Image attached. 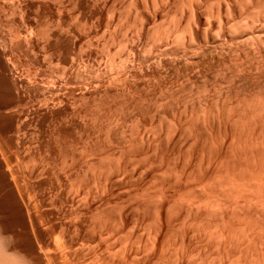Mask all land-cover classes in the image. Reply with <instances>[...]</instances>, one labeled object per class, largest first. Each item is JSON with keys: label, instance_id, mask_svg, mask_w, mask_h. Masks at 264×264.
Returning a JSON list of instances; mask_svg holds the SVG:
<instances>
[{"label": "bare ground", "instance_id": "6f19581e", "mask_svg": "<svg viewBox=\"0 0 264 264\" xmlns=\"http://www.w3.org/2000/svg\"><path fill=\"white\" fill-rule=\"evenodd\" d=\"M13 1H15L14 8L16 9V11L18 10V12L21 13L23 11L22 10L23 5L26 4L21 5L20 3L22 2L25 3L24 1L27 0H23V1L21 0V2L17 0L19 3L16 0ZM45 1L30 0L29 5L32 4L36 8H41V10L44 9L47 10V8H50L55 11H60L63 8H68L69 6L72 13L71 17L72 16L77 17V19H79L81 23L82 22L85 23L87 21L86 13L93 11V9H95L97 6V5L95 6L93 0H68L65 6L61 4L56 5V3L54 5L51 2V0H50L51 5H50L49 0H45ZM122 2L124 3L122 4L123 7L121 8L122 10L121 13H123L124 15L122 14L121 16L124 17V20H126V23L129 25V29L131 28L130 29L131 31L129 33V30H127L128 35L127 34H126L127 36L125 35L127 38L124 37L126 38L124 42L121 40L122 44L120 43V45L122 46H120L121 52L119 51L120 54L118 58L115 59L113 57H109V61L108 62L105 61V62H107L106 64H108V66L116 67L115 69L114 67H112V70L113 69L116 70L114 71L115 74L113 76L114 78L116 77L117 81H120V78H122L121 79L122 83L123 82L124 83L121 85L122 88L118 86L120 85L119 82L118 85L113 84L115 86L108 84L111 87L110 89H112V87L114 89V87L118 86L116 89L120 87L121 88V89L119 88L120 89L119 92H120L121 90L124 91L125 88L126 89L133 88L134 85L132 86L130 84L131 82L128 83L130 78L131 79L137 78L138 79L137 81L140 80V82H142L144 78L151 79L153 81L155 80V82L156 80L157 81L159 80L162 83L160 84V87L162 86L165 89V92H163L164 91L163 90L162 91L163 94H162L160 91L161 94L158 93L160 99H158L157 95H156L157 97L155 96V98H157L156 99L157 103L158 102L162 103V107H164L163 102H165L166 104L171 103L173 97H175V100H178V102L182 103L183 101L189 102L191 100L190 98L195 96L196 91L197 93L199 92L200 99L202 97V94L200 93H203V96L205 95L203 99L200 100L198 98V100L195 102L194 99L195 98L197 99L198 94L197 96H195V98L193 97L194 99L192 98L195 108L193 112L191 110L193 109L191 108L193 107V103H187L190 104L188 105V107H190L189 111L191 110V112L185 110L183 112L184 114L183 113L180 114V112L178 113L180 114L178 116H181L182 114L184 115V117L182 115V118H179L181 119V121L183 120L182 122L177 120L178 116L177 117L172 116L173 114L175 115L174 108L177 106L176 103L175 104L176 106L173 108L174 104L172 103L177 101L175 100L172 101V103L170 104L171 105L170 108H172L171 112L173 114L172 113L168 114V112L170 113V111H166L165 110L166 108L165 109L163 108L161 110L164 111V113H161V111L159 112L158 110L160 109H158V107L154 108L155 105L158 106L159 103L156 104L155 103L156 100L154 98L153 100L151 99L152 95L150 96V93H148L147 96L144 94L145 96L143 95L136 97L137 99L135 98L136 99L135 103L137 102L138 104L141 103L139 105L137 104L138 107L142 105L143 102H146L148 104V102H153L155 100L154 101L155 105L152 106L154 111L152 110L151 112L155 113L156 112L155 109H157L158 111L155 113V116H153L154 114L149 113V117L153 116V120L148 118L150 119L149 120L150 124L148 125L151 128H153L152 129L153 131H155V133L153 132L152 135H149L146 134L147 132L144 130L143 124L145 121L142 118L146 113H148L147 110L145 113H142L143 116L139 115L141 111H139L140 113L136 112L138 111L137 105L136 108L133 104L132 105L130 104L131 106L134 107V109L136 108L135 115L138 114L140 117L138 116L129 117V118L133 117L132 118L133 120L130 119L132 120L130 126L131 132L130 133L128 132L129 134L132 133V136L129 140V143L127 142L128 147L126 148L128 151L126 150L125 151L131 152L132 149L138 151L136 154L137 156L136 159H138L137 160L138 167L136 168V170H131V172H128L126 170V163L122 161L123 152L121 150L114 151L115 149H113V151L110 153L111 151L109 148L110 146L107 145L109 148L108 150H110L109 152L107 151L109 153L108 155L112 157L111 158L109 156L111 160L114 157L113 159L114 163L112 164V162H110L112 165L105 167V162L109 163V161L107 160L108 161L107 162L104 160L103 164L104 167L107 169L105 170L101 167L103 170H105V172L102 170L103 172L99 174L96 180L97 183L95 182L97 184L96 185L97 192L92 191V193H90V196L96 198L97 200H99L98 198H101L102 200H100V202L98 201L99 202L98 204L100 205L102 203V205H104L103 203L107 204L106 202L108 198L103 199V196L107 197L108 195H110V193L114 191L112 189L114 188L117 189L118 187L119 190L120 189L119 187L122 188V186L128 191L134 189L136 193L137 192L140 193V198L137 204L138 207L136 210L137 212L136 220H139V222L142 223L144 221V223H146L145 225L146 229L143 231L145 232L144 239H141L140 235L139 236L133 235L135 234V232L133 233L132 231L134 226L132 225L133 226L132 228H130L129 226L130 225L129 221H131V219L127 220V217L126 216L124 217V215L122 216L121 215L122 213L118 210L113 212V215H115L117 220L114 222L113 225H110L111 228H108V230L109 229L112 230L113 231L112 234L109 235H113L117 239L118 243L120 242L119 247L120 250L123 252L121 253V255L123 254L125 256V257H123V255L121 256V258L123 257L122 262L124 263L126 260L131 259V252L134 250V248L135 250H138V248H140V250H143V252L150 253L155 249L157 250L163 249V246L165 245L167 240L171 239L170 237H172L173 239L171 240H174L175 243L174 245L175 248H173L174 252L172 253L173 254L172 261L174 264H177L178 262L182 261L183 255L185 253L191 255L194 254L195 255L194 258L198 259L197 260L199 262V263L197 262L198 264L201 263L202 264L205 263L206 264H264V0H149L148 2L147 0H123ZM157 3H159L158 5L163 4L164 8H166L167 10H170L171 7L173 8L174 5L179 7V9H181L180 14L178 13L179 10L177 12L179 14L177 23L173 25L174 23L172 22V20L174 19L173 17H171L172 18L170 19L171 26H169L166 29L163 28L165 29L164 31H159L161 28L158 29L157 31L152 29V27L154 26L155 17L157 16L156 13L153 11V8L155 7V5H157ZM27 8L29 7L27 6ZM150 9H152L151 11L153 16L148 14L150 13L149 12ZM19 10L22 11L20 12ZM25 12L23 11V14ZM121 26L122 23L120 27ZM125 31L123 34H125ZM113 32L115 33L114 27L111 33ZM85 34L86 33H84L82 36L79 35V38L82 37V39L78 41V39H76L75 37H74L75 39L73 40L68 38L69 36L71 37V35H67V34L65 36L61 35V32L51 33L50 31L47 34V32L45 31V35L44 33L43 35L41 33L43 37L44 36L46 37V38L44 37L46 39V43L49 40H51L50 38H52L51 41L52 43H56V45L57 42L58 44L63 43L68 51H72L75 47H80V48L82 46L85 47L87 45L86 40L89 38L87 35L84 36ZM148 36H150L149 39H151V43L149 42V40H146L145 43L143 42L144 43L143 49H145L148 46V48L152 47L153 49H155V52L154 54L149 55L150 53L149 51L153 49H150L149 51L147 49V51L149 52L148 53L149 56L146 58L145 61L140 62V59L137 54V52L140 50L139 49L140 47L138 48L137 46L140 43L141 37L148 38ZM151 36H154L153 39H156L158 37L160 43L157 42L158 38L156 41L157 43L154 42ZM75 40H77V42ZM127 41H130V43L132 41L134 42H132V44H128ZM135 41L138 44L137 46L134 45L136 44ZM142 41L140 43L141 45H142ZM29 42L31 43L30 40ZM110 42L112 43L113 41ZM118 42L120 41L118 40ZM46 46L47 45L43 44L42 46L43 51H46L45 50V48H47ZM61 46H59V49L61 48ZM106 54L108 53L106 52ZM6 56L7 54H5V51L0 50L1 68L2 70H4L5 74L8 75L7 89L6 87L2 89H6L8 91L13 90L14 93L13 92L12 93L15 94V96H13V98L11 96V100L13 99L17 103L20 102L19 101L20 96L18 97L16 93L20 89L21 85L18 82V80L13 79L14 77L12 75L11 76L13 78L10 76L11 69L7 64L9 61L7 63L5 61ZM98 68H100V66H98ZM74 69L77 72V74H79L81 80L83 79V81L85 82L84 83L81 81L82 84L84 83L85 87L87 83H91L90 81L87 80L90 75L97 77L96 79L95 77H93L94 79L93 85H95L96 87H94L93 85L92 86L95 89H98L99 85H103L105 83L104 80L102 81L98 80L100 77L97 76L99 75L102 77V75H105V73H103L102 68L97 69V67L92 68V66H90L87 69V71H84L85 70L84 69L82 72L79 71L78 67H74ZM117 71H119L120 73ZM108 76L110 75L108 74ZM173 76L175 77V80L170 82L171 81L170 78H172ZM117 77H120L119 80L117 79ZM166 79L168 80L170 79V81L165 82ZM145 81L146 80H144V82ZM132 82H134V79ZM129 84L131 85L130 88L128 86ZM88 85L89 84H87V86ZM80 86L82 85L80 84ZM85 87L83 90H85ZM134 88L132 90H134ZM95 89L93 90L95 91ZM132 90L129 91L132 93ZM56 91L58 92V93L56 92V94L61 95L60 91L58 90ZM112 91L113 90H111V92ZM127 91L128 90L124 91V93L126 94L125 98L122 97L124 93H122V95L118 94L124 100L120 99V97L117 95L118 92L116 93L115 90L113 92H115L114 94L117 95L115 97H117V99L119 98L121 102L122 101L124 102L127 99L128 102L130 101V103H134L130 100L129 97L131 93ZM192 91L194 95H189L191 96L190 98L185 96V94L187 93L188 95L189 92L193 94ZM83 92H81V94ZM127 93H130L128 95L129 98H126ZM56 94L55 96L53 94L54 98H52L49 101L50 105L49 104L44 105L46 106L45 107L46 110H49L50 108H54L55 106L62 104L63 101L67 102L68 100L67 98H64L67 100H64L63 97L58 98ZM148 95L150 96V98ZM1 97H3V95ZM81 97H83V94L81 95ZM179 97L186 100L182 99L183 101H181ZM71 98H73V96ZM178 98L180 99V101ZM80 99L82 98H79L78 100ZM132 100H134V98ZM116 102L117 101H115L114 103ZM146 103L144 104L145 106L142 105L143 108L146 107L147 105ZM166 104H164L165 107L168 106ZM12 105L15 106L16 104L15 105L12 104ZM184 105L185 103H183L182 107ZM131 106L127 105V107L125 106V108ZM152 107L150 106V108L149 107L146 108H148L149 111ZM182 107L180 111L184 110L182 109ZM185 107L187 109V106H184L183 108ZM143 108L140 110L145 111V109ZM35 109L38 110V108ZM134 109H131V111L133 112ZM186 111H188L189 113H187ZM132 112H128V113L132 114ZM23 113L24 112L19 110L18 112L16 111L14 113L16 116L14 117V120L16 118L15 122H17V119H19V115L21 116V114ZM146 115L148 116V114ZM137 117L141 118L140 120L143 121V124L141 123L140 120L139 122L141 124L138 122ZM8 130H10L9 127ZM14 130H16V128ZM121 131L123 132V130ZM181 134L187 136L189 142L187 143V147H182L181 145L178 144V140ZM126 136L127 135H125V137ZM143 138L146 142V148H144L141 143L144 141L142 140ZM2 139H0V183L3 186V190H5L7 196L10 198V202L14 207L16 215H18L19 218L18 221L20 222L21 225L20 230L22 231L21 232L22 236H24L27 242L26 245L28 247L27 246L25 247L28 248L27 249L28 252L26 254L24 253L22 254L23 250L20 251L21 252L20 253L17 250L18 248L16 246L15 247L17 249L13 247L14 246L13 244H12L13 246H11L10 245L11 242H8L10 239L7 240L8 239L6 238L7 236L6 237L4 236L5 233L4 231L6 230L3 231L4 233L0 230V264H55L54 261L62 256V254L64 253L63 251L67 249L65 248L66 244L69 243L71 239H69L70 240L69 241L68 240L69 237H68L67 240L69 242L66 240L67 242L65 243L64 239H66L67 236L64 238V234L62 233L63 235L61 234V236H63V241H62V237H57L58 239L61 238L60 241L56 239L59 242H56L54 240L55 244L53 243L54 245H56L54 247H56L57 250L55 249L53 250L55 252L50 253L46 249L44 243L45 233L43 232L45 231L48 232V230L50 229L47 228L48 230L46 229L43 231V229L45 228L43 229L41 228L40 222L45 223L47 219L46 220L44 219L45 220V221L43 220L44 222L38 219L39 217L36 216L37 212H35V210L38 209V207H36L38 206V204L36 205L33 202H31L29 199L30 197L28 198V195L19 186V182L15 178L16 177L15 170L11 166L12 163L10 164L11 161L9 162L8 159L3 155L4 154L3 152L5 151L2 152V147L4 144ZM107 139L109 140V138ZM107 146L105 148H107ZM104 151H106V149ZM104 157L106 158L108 156H104ZM169 157H171V159L172 157L173 158L177 157L179 161L178 164L177 163L171 164V162L168 161ZM125 170L127 171L128 174H126ZM17 171H19V169ZM30 174H33V171ZM123 179L125 183L120 184L121 180ZM190 179L193 181V183H195L196 187L198 188L194 189L193 191L190 190L188 192L186 191L187 188H191L190 186L187 187V184L190 183L189 181ZM135 180L136 182L134 183L133 181ZM127 183H130L129 184L130 186L128 185L129 187L128 186L125 187ZM86 190H85L86 194H88L91 191L90 190L87 193ZM56 191H58V189ZM57 193L59 194V192ZM81 195L82 198L80 200V204H82L83 207L86 205L88 207L91 206L90 205L91 203L89 205L88 204L84 205V203H87L86 202L87 196L86 195L83 196V194ZM117 195H119V193L116 194V197ZM109 199L111 198L109 197ZM56 200L58 201V199ZM57 201L55 202L61 204V202H57ZM60 204L58 206L62 207L64 205V204L63 205ZM100 216L102 215L100 214ZM179 217H181V222L183 218V222L180 223V221L177 219L179 224H176V218ZM50 220L46 221L47 224L48 222H50ZM56 220H60V219H56ZM96 220L97 221L94 222L95 224H93L91 227L93 229H96L95 225L97 226L99 225L98 219ZM93 221H95V219H93ZM103 221L105 220L103 219ZM103 221L101 222L103 223ZM133 221L135 223V220ZM14 223L18 224L17 222ZM47 224L46 223L42 224V227L44 225L45 227H47L46 226ZM55 224L53 223L55 228H57L59 222L57 226ZM2 226L4 225L2 224ZM9 226L11 227L12 225ZM50 226L49 228H52ZM54 226L52 228L53 230H54ZM60 229H62V227ZM53 230L51 232L52 234L54 232ZM105 231L107 230L105 229ZM49 233L47 235H49ZM93 233H94L93 235L91 234L92 237L90 235V237H88L89 240L87 239L85 241H87V243L90 244L93 243L92 246L94 248H96V246L97 248H100L102 245L100 244V242H102V240L106 237L102 238L101 237L102 234L99 231L98 232L94 231ZM123 233H127V235H123ZM14 234H19V233L15 232ZM105 235L108 234L105 233L104 236ZM24 238L22 237L23 240ZM19 241L21 240L19 239ZM106 241L109 240L107 239ZM71 242L69 244H71ZM94 243H96L95 244L96 246H94ZM174 243L172 242V244ZM69 246L67 245L66 247L69 248ZM106 248L104 250H106ZM93 249H92V257H93L92 259L94 260L95 257L97 256H95L94 254L95 252H93ZM105 252L109 253L108 248ZM110 252L114 253V251L111 250ZM106 255L108 254L106 253ZM112 256H110L111 262L112 260H114L112 259L113 258ZM210 257H214V258L210 259ZM133 258L134 255L132 259ZM188 258H190V256ZM134 260L135 258L133 259V261ZM119 261H121V259ZM119 261L117 263L121 264ZM126 262L128 264L129 261Z\"/></svg>", "mask_w": 264, "mask_h": 264}, {"label": "rangeland", "instance_id": "374dc122", "mask_svg": "<svg viewBox=\"0 0 264 264\" xmlns=\"http://www.w3.org/2000/svg\"><path fill=\"white\" fill-rule=\"evenodd\" d=\"M18 1L21 2V0H18ZM27 1H24L25 3H23V2L20 3L21 5L22 4L27 5V3H28L27 6L29 8H27L26 5H23V7H22L23 8L22 10L24 12L26 11L23 14L22 10H21L22 12L19 10L21 12V13H19L18 10L16 11V9L14 8L15 7V3H14L15 1H13V0H0V50L5 51V54H7L5 61H6V63L9 61L7 64L11 69L10 76L12 75L14 78L12 76L11 77L14 80H18V82L21 85L20 89L17 91V93L15 92L18 97L20 96L19 97L20 102L16 103L13 99L11 100V96H12V98H13V96H15V94H13L14 91L11 89H10L11 91L6 90L7 84H8L7 83L8 75L5 74L4 70H2L1 64H0V83H1L0 84V92L1 91L3 92V93L1 92V94H0V109H1L0 110V120H1V123H0V139L4 138V139H2V141L4 143L3 147H2V152L5 151V152H3L4 153L3 155L8 159L9 162L11 161L10 164L12 163L11 166L15 170V176H16L15 178L18 180L19 186L28 195V198L30 197L29 199L31 202H33L36 205L38 204V206H36V207H38V209L35 210V212H37L36 216L39 217L38 219L40 221H43L44 219L45 220L47 219L46 221H48L52 218L50 220L51 223L48 222V224L44 220L45 223L47 224L46 225L47 227H45V225L42 227V224H45V223H42L39 221L41 223L40 224L41 228L42 229L45 228V229H43V231L46 230L47 228L50 229V230L47 229L48 232H46V231L43 232V233H45L44 234L45 235L44 236V243H45L46 249L50 253L55 252V251H53L55 249L57 250V248L54 247V246H56V245H54L55 241L56 242L60 241L61 238L58 239L57 237H62V241H63V236H61V234L63 233L64 238L67 236L66 239H64L65 240L64 242L66 243L69 239H71L72 242L69 240L71 242V244H69L70 242L68 241L69 243H67L66 246L70 245L69 248L65 246V248H67V249L64 248L65 249L63 251L64 253L62 254V256L60 258H58L54 261L55 264L56 263L57 264H105V263L119 264L117 262L120 259H121V261H119V262L121 264H125L126 261H129L128 264L129 263L130 264L131 263L132 264H156V263L157 264H170V263L172 264L173 263V261H172L173 254L172 253L174 252L173 248H175L174 240H171V239H173L172 237H170L171 239H168L171 241V243H170V241L167 240V242L163 246V249H160V250L155 249L154 251L150 252L151 254L147 253V252L146 253L143 252V250H140V248H138L139 251L135 250V248H134V250L131 252V259L126 260L123 263L122 259L125 256L122 254L123 257L121 258V256H122L121 253H123V252L120 250V247H119L120 242L118 243L117 239L113 235H109V234H112L113 231L110 229L108 230V228H111L110 225H113L114 222L117 220L115 215H113V212L118 210L122 213V214L120 213L122 216L124 215V217L125 216L127 217V220L131 219L132 223H131V221H129L130 222L129 226H130V228H132L134 226L132 231H133V233L135 232V234H133V235H136V236L140 235L141 239H144L145 232H143V231L146 229V226H145L146 223H144V221L142 223V222H139V220H136L137 219L136 210L138 207L137 204H138V201L140 198L139 192L136 193L134 191V189L128 191L123 186H122V188L119 187L120 188L119 190H118V187H117V189L114 188V189H112L114 191H112V193H110V195H108L107 197L103 196V199L108 198L107 202H106L107 204L103 203L104 205H102V203L100 205L98 204L100 202V200H102L101 198H98L99 200H97L96 198H93L90 196V193H92V191L97 192V189H96L97 188V186H96L97 181L96 180H97L99 174L103 171L105 172V170L107 169L105 167H108L114 163V160H113L114 157L111 160L110 159L111 156L108 155L109 154L108 152L110 150H111L110 153L113 151V149H115L114 151H118V150L120 151L121 150L123 152L122 161H124L126 163V170L128 172H131V170H136V168L138 167V161H137L138 159H136L137 158L136 154L138 151L135 149L134 150L132 149V151L130 150L131 152H126V151H128L126 147H128L129 140L132 136V133L129 134L131 132L130 126H131V121L133 120L132 118L136 117V116L140 117L139 115L143 116L142 113H145L147 110L148 113H146V114H148V116L145 114L142 117L146 123L144 122V124H143V121L140 120L141 118H138V117L137 118H138V122L140 120L141 123L144 125L143 126L144 130L147 132V133L146 132L145 133L152 135L153 132L155 133V131H153L152 130L153 128H151L148 125V124H150L149 120L150 119L153 120V116H155V113L158 111L160 112L163 108L164 109L166 108L165 109L166 111H170V113L168 112V114H171L172 108H170L171 107L170 104L172 103L173 100H175V97H173L171 100V103L166 104L165 102H163L164 107H162V103H159V102L158 103H159V105L161 104L160 105L161 107L159 105L157 106V105H155V103L158 104L157 100H156L157 98H155V96L156 95L158 96L159 95L158 93H160V91L162 94H163V92H165V89L162 86L160 87V84H162V83L159 80L158 81L156 80V82H155V80L153 81V80L147 79V78H144L142 82H140V80L137 81L138 80L137 78H133L134 82H132L133 79L130 78L131 81L128 79L129 82H128V80H127V82L128 83L131 82L130 84L132 86L134 85L133 88L134 87L135 88H134V90H132L133 88H130L131 85L129 84L128 86L130 89L125 88L124 91L128 90L127 92H130L132 90V93L130 92L131 94L127 93L126 98L130 97V100L134 103H130V101L128 102L127 99L124 102L123 101L121 102V100H124L123 98H125V95H126L123 90L120 91L121 94L119 92V90L122 88L121 85L124 82L122 83V80H121L122 78H120V77H117L118 80L120 78V81H117L116 77L114 78V76H113L115 74L114 71H116L114 69L116 67L108 66V64H106V63L109 61V57H113L115 59L118 58V56L120 54L119 51L121 52L120 46H122V45H120V43L122 41L124 42L126 40V38H127L126 36L128 35L127 30H129V33L131 31L130 30L131 28L129 29V25L126 23V20H124V17L121 16L123 14V13H121L122 12L121 8L123 7L122 4L124 3V2H122L123 0H93L95 6L96 5L97 6L95 9H93V8L92 9L94 12L95 11L96 12L94 13L93 11H90V12L86 13L87 14L86 15L87 21L85 23H83V22L81 23L79 21V19H77V17H75V16L71 17L72 13H71V9L69 6H68V8H63L60 11H55V10H52L50 8H47V10L46 9L41 10V8H36L32 4L29 5L30 0L28 2ZM96 1H97V3H96ZM148 1L149 0H147V2ZM45 2H47V1H45ZM49 2H50V0H49ZM51 2L54 5L56 3V5L61 4V5L65 6V4H67L68 0H51ZM51 2L49 3L50 5H51ZM158 4L159 3H157V5H155V7L153 8V11L156 13L157 16L155 17L154 26L152 27V29L157 31L158 29L161 28L159 31H164L166 28L171 26V23H170V19H172L171 17H173V19H174V20H172V22L174 24L173 23L172 24L175 25V23H177V20L179 18L178 15L181 13V9H179V7L174 5L175 7L173 6V8L171 7L170 10H167L166 8H164L163 4H160V5H158ZM24 6H25V8H24ZM30 6H32L33 8ZM156 6H157V8H156ZM175 8H176V10H175ZM48 9H50V10H48ZM171 9L175 10L176 12L172 11ZM151 10L152 9L149 10L150 13H148V14L153 16ZM178 10H179V12H178ZM22 14H23V16H22ZM21 16H22V19H21ZM73 18H74V20H73ZM120 22L122 23L121 27H120V25H121ZM160 24H161V26H160ZM84 25H85V27H84ZM116 25H118V26H116ZM127 25H128V27H127ZM112 26L114 27V31H115V33L113 32L114 34L111 33L113 31ZM163 28H165V29H163ZM45 31L47 32V34L51 31V33L61 32V35H63V36H65L66 34L71 35V37L70 36L68 37L71 40L76 38L79 41L80 39H82V37L79 38V35L82 36L84 33H86L84 36L87 35L89 38L86 40L87 45L85 44L86 45L85 47L84 46H82L81 48L75 47L72 51H68L67 48H65V45L63 43L58 44V42H57L58 47H57L56 43H52L51 42L52 38H50L51 40H49L46 43V39H45L46 37L44 36L45 37L44 38L42 36L43 33L45 35ZM124 31H125V34H123ZM41 33H42V35H41ZM116 35H119V36H116ZM39 37H41V38H39ZM108 37H110V38H108ZM124 37H126V38H124ZM149 37L150 36H148V38L141 37L140 43L143 40L142 45L140 43L138 45L136 41H135L136 44L133 43L135 46L138 45L137 46L138 48L140 47L139 48L140 50L139 51L137 50L139 52V53L137 52V54H138V57L140 59V62L145 61L149 55H152L155 52V49H153L152 47L148 48V46H147L146 48L144 47L145 49H143V45H144L146 40H149V42L151 43V39H149ZM151 38L154 42H156L158 37L156 38V36H155L156 39H153L154 36H151ZM28 39L31 41V43L32 42L33 43L31 44ZM109 39H110V41H113V42L111 43L109 41ZM94 40L96 41V43ZM118 40L120 42H118ZM75 41L77 42V40H75ZM132 42H134V41H132ZM132 42L130 43V41H127L128 44H132ZM157 42L160 43L159 38H158ZM43 44L47 45L46 46L47 48H45L46 51H43V49H42ZM52 44H54V45H52ZM61 44H62V46H61ZM63 45H64V47H63ZM48 46H49V48H48ZM50 46H51V48H50ZM53 46H55V47H53ZM59 46H61L60 49H59ZM83 47H84V49H83ZM89 47H90V49H89ZM107 49H109V50H107ZM147 49H148V51L150 49H153L154 51L150 50L149 51L150 53H149L147 51ZM95 52L96 53L98 52V53L96 54ZM106 52L109 55L106 54ZM148 53H149V55H148ZM107 55H108V57H107ZM142 55H143V57H142ZM105 61H107V62H105ZM96 65L100 66V68H102V70H103V73H105V75H102V77L97 75L98 77H100L98 80H101V81L104 80V82H105L103 84L104 86L99 85L98 89H95L94 87H96V86L93 85V82H94L93 77H95V79L97 77L90 75L92 77L91 78L88 75L89 77L87 80L90 81L91 83H87L89 85L87 86V84H86V87H85L84 86L85 82L83 81V79L81 80L79 74H77L74 67H78L79 71L82 72L84 69H85L84 71H87V69L90 66H92V68L97 67V69H100ZM103 66H105V67H103ZM71 67H73V68H71ZM108 67H110V68H108ZM112 67H114L113 70H112ZM71 69H73V70H71ZM109 71L111 74L109 73ZM119 71H117V72H119ZM74 74H75V76H74ZM108 74L110 76H108ZM172 78H170L171 81H170V79L169 80L166 79L168 81L165 80V82H169V81L172 82L173 80H175V77L173 79ZM78 79L80 80V82ZM89 79H92V80H89ZM144 80H146V81L144 82ZM81 81L84 83L82 84ZM96 82H97V80H96ZM118 82L120 83V85H118L119 84ZM79 83L82 86H80ZM142 83H144V84L146 83L147 86H146V84L144 85ZM3 84H5V85H3ZM108 84H110L112 86H115L117 84L121 88L119 87L120 89L119 88L116 89L118 87V86H116V87H114V89H113V87H112V89H110L111 87ZM113 84H115V85H113ZM4 87H6V89H2ZM84 87H85V90H83ZM92 88L95 89V91ZM139 88H140V90H139ZM160 88H161V90H160ZM4 90H5V92H4ZM56 90L60 91L61 95L56 94V92H57ZM91 90L94 93H92ZM99 90H100V92H99ZM111 90H113V91L115 90L116 93L118 92L117 95L118 94L122 95V93H124V95L122 96L123 98H121V96L118 95L121 99L120 100L118 98L119 99L118 100L117 97H115V96H117L116 94H114L115 92L112 91L113 92L112 93ZM52 91H54V92H52ZM78 91H79V93H78ZM145 91H146V93H145ZM81 92H83L82 93L83 97H81V95H82ZM4 93H6V94H4ZM148 93H150V96L152 95V97H151L152 100H153V98L156 100L155 103H154V101H155L154 100L153 102H148V104L149 105L151 104L150 105L151 107L155 105L154 108L158 107V109H160L158 111H157V109H155V111H156L155 113L151 112L152 110L154 111L153 107L148 111V108H146V107L150 108V106L146 102H143V104H142L143 106H145L144 105L145 103L147 104L146 107H144V108L142 105H140L138 107V105L141 103H139V104H138V102L135 103L136 99H137L136 97L143 96L144 94L147 96ZM192 93H193V91H192ZM53 94H54V96L56 94L58 98L63 97V99L67 98L68 100L64 99V100H67V102L63 101L62 104L57 105L58 107L55 106L54 108H50L49 110H46V108H45L46 106H44V105L45 104L48 105L50 103L49 101L52 98H54ZM197 94L199 96V92L197 93V91H196L195 96H197ZM200 94H202L201 99H203V97L205 95L203 96V93H200ZM2 95H3V97H1ZM128 95H129V97H128ZM189 95H194V93L191 94L189 92L188 95H187V93L185 94L186 97L190 98L191 96H189ZM70 96L71 97L73 96V98H71ZM150 96H149V98H150ZM172 96H174V95H172ZM195 96H193V97L195 98ZM198 96H197V99L195 98L196 100L193 97H191L190 98L192 100V101L190 100L191 102L190 101L184 102L183 100H186V99H183L180 97L179 98L181 99V101H183L182 103L178 102V100H175L177 102L172 103V104H174L173 108L176 105L177 106L174 108L175 109V111H174L175 115L172 113L173 114L172 116L177 117L178 115L183 113L185 110L189 111L190 107H188V105H190V104H187V103H193V99H194V102L197 101L198 98L200 99V96L199 97ZM78 97L82 98V99L78 100L79 99ZM107 97H108V99H107ZM159 97L160 96H158V99H160ZM133 98L135 101L132 100ZM180 99H179V101H180ZM3 100H5V101H3ZM72 100H74V101H72ZM1 101H3V102H1ZM113 101L114 102L117 101V102L114 103ZM183 103H185L184 106H187V109H186V107L183 108L184 106L182 107ZM12 104H14V105L16 104V105L13 106ZM130 104L131 105L133 104L135 107L138 104L137 105L138 111H136L137 107L134 109V107L131 106ZM164 104H166L168 106L165 107ZM11 105H12V107H11ZM127 105L131 106V107L125 108V106L127 107ZM117 106H118V109H117ZM181 107L184 110L180 111ZM35 108H38V110ZM139 108L140 109L143 108V109H145V111L140 110ZM191 108H193V109H191L193 112L195 109L194 103H193V107H191ZM2 109H4V110H2ZM7 109H9V110H7ZM131 109H134L133 110L134 113L131 111ZM18 110L22 111L24 113L21 114V116L19 115V119H17V122H15L16 118L14 120V117H16V116L14 113L16 111L18 112ZM191 110L189 112H191ZM135 111L138 113H140L139 111H141V113L139 115L138 114L135 115ZM166 111H165V113H166ZM188 111H186V112L189 113ZM128 112H132V114L128 113ZM179 112H180V114H178ZM149 113H152L154 115L149 117ZM161 113H164V111H161ZM182 115L178 116L177 120L181 121V119H179V118H182ZM130 116H133V117L129 118ZM183 117H184V115H183ZM92 118H94V119H92ZM148 118H150V119H148ZM130 119H132V120H130ZM129 120H130V122H129ZM147 121H149V122H147ZM15 123H17V124H15ZM94 123H96V124H94ZM8 124H9V126H8ZM12 124L14 126L15 125H17V126L14 127ZM11 126H13V127H11ZM8 127L10 130H8ZM15 128H16V130H14ZM120 129L123 130V132ZM119 132H121V133H119ZM106 134L108 137L106 136ZM1 135H2V137H1ZM125 135H127V136L125 137ZM107 138H109V140ZM124 138H126V139H124ZM142 140H144V138ZM107 142H109V143H107ZM141 143H142V146L144 148H146L145 140ZM187 143H189L187 136L184 134H181L180 138L178 140V144L181 145L182 147H187ZM107 145L110 146L109 147L110 150H108L109 148ZM106 146H107V148H105ZM3 148H4V150H3ZM5 148H6V150H5ZM105 149H106V151H104ZM104 156H108V157H106L108 159H106ZM104 160L105 161L108 160L109 163L112 162V164L105 162V167H104V164H103ZM168 161L171 162V164H176V163L178 164V162H179L177 157H174V158L172 157V159H171V157H169ZM87 164L90 167H88ZM99 164H100V166H99ZM101 167L105 170H103ZM18 169H19V171H17ZM32 171H33V174H30ZM127 171H126V174H128ZM30 175H31V177H30ZM124 178H125V176H124ZM189 181H190V183L187 184V187L190 186L191 188H187L186 191L189 192L190 190L193 191L194 189L198 188V187H196L195 183H193V181L191 179ZM133 182L135 183L136 180ZM122 183H125L124 179L121 180L120 184H122ZM129 184L130 183H127V185H125V187H127ZM0 185H1V183H0ZM54 187H55V190H54ZM88 188H89V190H88ZM57 189H58V191H56ZM85 190L87 191V193H88V191H90V190L91 191L88 194H86ZM130 191H132V192H130ZM133 191H134V193H133ZM57 192H59V194ZM115 193L116 194L119 193V195H117V197H116ZM127 193H129V194H127ZM81 194H83V196L84 195L87 196V199H86L87 203H84V205H86V204L89 205L91 203L90 204L91 206H89L90 208L87 205H86L87 207L86 206L83 207V205L80 204V200L82 198ZM135 194H137V195H135ZM97 196H98V194H97ZM109 197L111 199H109ZM113 197H114V199H113ZM4 198H5V200H4ZM56 199H58V201ZM55 201L61 202V204L62 205L64 204V205L62 207L58 206L60 203L58 204ZM93 201H94V203H93ZM64 202H66V203H64ZM193 202H195V201H193ZM4 203H6V204H4ZM98 206H99V208H98ZM12 207H13V205L10 202V198L7 196L5 190H3V186L1 185L0 186V220H1L0 221V225H1L0 230L2 232L4 230H6V231H4L5 233L4 232L3 233H4L5 237L7 236L6 237V238H8L7 240L10 239L8 242H11L10 243L11 246L14 245L13 247L14 248L17 247L18 249L17 248L16 249L19 252L23 250L24 252L22 251V254L23 253L26 254L28 252V250H27L28 246L26 245L27 242H26L24 236H22V233H21L22 231L20 230L21 225H20V222L18 221L19 220L18 215H16L14 207H13V209H12ZM121 207L124 209H122ZM100 214L102 216H100ZM15 216H17V217H15ZM99 216L101 218L102 217L103 218L101 219ZM40 217L42 220L40 219ZM181 217L176 218V224H179L178 220L180 221V223L183 222V218H182V222H181ZM92 218L95 219V221H93ZM105 218H107V219H105ZM12 219H14L15 221ZM56 219H60V220H56ZM96 219H98V221H99L98 222L99 225L98 226L95 225L97 231H96V229L91 228L92 225L95 224L94 222L97 221ZM103 219L105 221H103ZM100 220L103 221V223ZM133 220H135V223ZM54 221L55 222L58 221L59 225L62 223L60 226L58 225V227H60V228L62 227V229H60L58 227H57L58 229L55 228V226L53 225V223L55 224ZM60 221H62V222H60ZM14 222H17L18 224L14 223ZM58 222H56V224H55L56 226H57ZM139 223H140V225H139ZM2 224L4 226H2ZM9 225H12V226L10 227ZM52 225L54 226V230L52 229L53 228ZM100 225H102V226H100ZM104 225H105V227H104ZM49 226L52 228H49ZM100 227H101V229H100ZM104 228L107 231H105ZM10 229L13 231H11ZM92 229H93V231H92ZM98 229H100V230H98ZM8 230H10V231H8ZM52 230L54 231L53 234L51 233ZM60 230H61V232H60ZM62 230H63V232H62ZM94 231L95 232H98V231L101 232V234H102L101 237L102 238L106 237L109 241H106L107 240L106 238H104L103 240L101 238V240H102V242H100V244H102L101 247L97 248V246L95 245L96 243H94V246H96V248H94L92 246L93 243L90 244V243H87V241H85L88 239V237H90L91 234L92 235L94 234L93 233ZM15 232L19 233V234H14ZM57 232H59V233H57ZM48 233H49V235H47ZM103 233L104 234L106 233L108 235L104 236ZM5 234H7V235H5ZM13 235H15V236H13ZM92 235H91V237H92ZM123 235H127V233H123ZM110 236H111V238H110ZM22 237L24 238L25 241L22 239ZM45 237H46V239H45ZM67 238H68V240H67ZM19 239L21 241H19ZM56 239H58L59 241H57ZM22 240L24 241V243ZM17 241L20 243H18ZM172 242L174 244H172ZM21 245H22V247H21ZM25 246H27V247H25ZM23 247H24V249H23ZM106 247L108 248L109 253L105 252L107 250ZM91 248L95 249V251L93 249V252H95L94 253L95 256H97L94 259L95 261L92 259L93 257H92V249ZM105 248H106V250H104ZM115 248H116V250H115ZM100 249H101V252H100ZM166 249H167V251H166ZM110 250L114 251V253L110 252ZM135 251H137V252H135ZM81 253H82V256H81ZM106 253L108 255H106ZM111 253H112V255L113 254L114 255L112 256ZM109 254H110V256L113 257L112 259H114V260H112V262L114 261L115 263L111 262V258L109 256ZM133 255L135 258L134 261H133L134 258L132 259ZM106 256L107 257L109 256V257L107 258ZM189 256H190V258H188ZM194 256H195L194 254L191 255V254L185 253L183 255V260L178 262L177 264H196L198 262L197 261L198 259L194 258ZM115 257H117V258H115ZM65 258H67V259H65ZM213 258L214 257H210V259H213ZM190 261H192V262H190ZM195 261H196V263H195ZM126 264H127V262H126Z\"/></svg>", "mask_w": 264, "mask_h": 264}]
</instances>
